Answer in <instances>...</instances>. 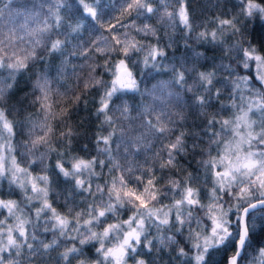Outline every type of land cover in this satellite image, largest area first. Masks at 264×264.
<instances>
[{
    "label": "snow or ice",
    "instance_id": "6c2138e0",
    "mask_svg": "<svg viewBox=\"0 0 264 264\" xmlns=\"http://www.w3.org/2000/svg\"><path fill=\"white\" fill-rule=\"evenodd\" d=\"M224 2L120 0L106 24L99 0H0V182L19 192L0 264H242L264 218V0ZM139 65L168 79L141 90ZM93 92L89 137L72 114Z\"/></svg>",
    "mask_w": 264,
    "mask_h": 264
},
{
    "label": "trees",
    "instance_id": "16d2710c",
    "mask_svg": "<svg viewBox=\"0 0 264 264\" xmlns=\"http://www.w3.org/2000/svg\"><path fill=\"white\" fill-rule=\"evenodd\" d=\"M69 2L71 3L72 0H69ZM213 3H215V0H212ZM234 2V0H226V2L223 3V7H222V12H229V10L232 8V3ZM119 3L120 0H99V9L101 11L102 14V20L107 24L108 22H112L114 23V19L113 17H115L117 15V9L119 7ZM208 6L210 9L209 14L211 15H215L216 14V10L211 8V5L209 4V0H190V8L195 9L197 15H199L200 11H201V7L202 6ZM70 13L75 12V9H68L66 10ZM85 25L87 27V25L91 22V18L90 17H86L85 18ZM139 23V22H138ZM100 31H105V29H100ZM123 31V30H121ZM81 35L83 36L84 39H88L89 37V31L84 30L82 31ZM178 37L182 36L183 33H177ZM161 36H163V32H161ZM75 42V41H74ZM163 42H166L163 41ZM190 43L193 46L195 45V41H190ZM198 47V50L203 51V48ZM204 47H207L206 45ZM170 52L172 50H169ZM185 49L183 46V41L180 40L179 41V46L175 49V56L172 57L170 55L169 59H175V60H180L182 59L184 53H185ZM209 56L211 57L212 53L209 52L208 53ZM188 55L190 56L191 53L189 52ZM135 58V57H134ZM226 62V61H225ZM102 63V60H101ZM143 67V65H139L137 66L134 71L135 74L138 78V81L140 83V87L141 90L145 89V88H151L153 86V84H155L157 81L159 80H166L168 79V76L165 75L163 72L157 74L155 71H152L149 73L148 76H145L144 74L141 73L140 69ZM69 72H71V68L68 69ZM147 71V70H145ZM154 77V79H153ZM104 78L106 80H110V74H105ZM26 80H27V74H25L24 79H22L18 85V88L24 89L26 88ZM74 81L69 80L68 83H73ZM23 95V92H19L18 95L15 97V99H19L20 96ZM135 95L136 100L140 99L139 94H132L129 93V103L131 104H135V100H132L131 97ZM88 107L87 109L84 107L83 103L81 102L78 110H76L75 112H73L72 114V123L76 124V125H80V128L78 129L79 131H84L87 132L89 137H93L96 133V125L99 123V121L96 119L95 115H92V113L95 112V108H96V99H98V96L95 92L91 93L88 97ZM222 100L224 103H228L227 97H222ZM11 102V101H10ZM218 107V105H217ZM214 110V109H213ZM189 123L191 124L192 121L191 119L189 120ZM197 123H199V121H197ZM84 142V137H81L80 139V143ZM94 154V153H93ZM196 159L197 158H192V157H187L185 158L182 162L185 164V166H189V171H191L193 168L196 167ZM55 161L53 160L52 163H54ZM40 171L39 167H36L34 170V174L38 173ZM0 184H2V187H0V196H3V198L8 199V198H13V199H19V192H17L14 196L9 197L7 195L8 192V185L6 181L0 182ZM235 215H233V219H235ZM253 221L255 222V229L253 232V237L252 239L249 241V243L251 244V248L248 249L247 252L244 253L245 255V260L242 262V264H250L251 260L253 259V257L255 256V251L256 249L260 248V247H264V218H262V215L259 211H257V214L253 217ZM51 237L49 236V239ZM228 254H231V250L229 251ZM224 253H217L214 256V260L215 261H219L221 262V264H223V257H224ZM165 259L167 260L168 257H165Z\"/></svg>",
    "mask_w": 264,
    "mask_h": 264
}]
</instances>
